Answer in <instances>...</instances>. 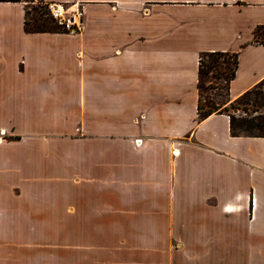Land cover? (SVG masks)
I'll return each instance as SVG.
<instances>
[{
  "label": "crops",
  "instance_id": "0c3cea01",
  "mask_svg": "<svg viewBox=\"0 0 264 264\" xmlns=\"http://www.w3.org/2000/svg\"><path fill=\"white\" fill-rule=\"evenodd\" d=\"M42 1L84 30L0 3V264H264V138L197 88L204 52H239L232 102L264 80V0Z\"/></svg>",
  "mask_w": 264,
  "mask_h": 264
},
{
  "label": "trees",
  "instance_id": "16d2710c",
  "mask_svg": "<svg viewBox=\"0 0 264 264\" xmlns=\"http://www.w3.org/2000/svg\"><path fill=\"white\" fill-rule=\"evenodd\" d=\"M21 3L27 0H0V3ZM42 5L39 8L25 10V31L27 33H63L62 28L50 16L47 4L38 0ZM252 44L264 46V26L258 27L254 32ZM246 46H242V49ZM208 60V63L205 60ZM239 66V52H204L200 56L198 76V121H202L214 114H227L230 117L231 133L234 137H262L264 138V114H259L253 119L236 117L231 114L227 107L231 102L229 88L235 79ZM205 79L216 81L215 86L206 87ZM216 90L225 92L222 94H209L204 97L206 91ZM239 104V109L246 111V107L252 106L264 109V80L253 89L246 92L242 97L233 101ZM232 104V103H230Z\"/></svg>",
  "mask_w": 264,
  "mask_h": 264
},
{
  "label": "built area",
  "instance_id": "2783aa9c",
  "mask_svg": "<svg viewBox=\"0 0 264 264\" xmlns=\"http://www.w3.org/2000/svg\"><path fill=\"white\" fill-rule=\"evenodd\" d=\"M47 10L52 19L64 32L76 34L83 31L85 23V11L83 7L68 4H47ZM4 135L5 133L2 132L0 138Z\"/></svg>",
  "mask_w": 264,
  "mask_h": 264
},
{
  "label": "rangeland",
  "instance_id": "374dc122",
  "mask_svg": "<svg viewBox=\"0 0 264 264\" xmlns=\"http://www.w3.org/2000/svg\"><path fill=\"white\" fill-rule=\"evenodd\" d=\"M26 4V6L29 8V10H32L34 8H39L41 7L42 5L38 2V0H27V2H24ZM84 30V29H83ZM81 33V32H80ZM206 63H208V60L206 59L205 60ZM2 66H0L1 68ZM205 85L206 87H211V86H215L216 85V81L214 80H209V79H205ZM222 94L224 95L225 92H219V91H216V90H210V91H206L205 94H204V97L208 96L209 94ZM232 103V104H230ZM228 103L227 105H225L224 107H227V110L233 114L234 116L236 117H243V118H248V119H253L255 118L256 116H258L259 114H264V109H258V113H256V108L252 107V106H248L246 107V111L244 112L242 109H239L238 110V107L239 104H237L236 102H230ZM1 135V133H0ZM5 137V135L3 136Z\"/></svg>",
  "mask_w": 264,
  "mask_h": 264
},
{
  "label": "bare ground",
  "instance_id": "6f19581e",
  "mask_svg": "<svg viewBox=\"0 0 264 264\" xmlns=\"http://www.w3.org/2000/svg\"><path fill=\"white\" fill-rule=\"evenodd\" d=\"M0 140H1V138H0Z\"/></svg>",
  "mask_w": 264,
  "mask_h": 264
}]
</instances>
